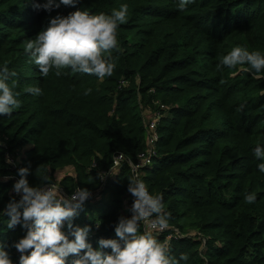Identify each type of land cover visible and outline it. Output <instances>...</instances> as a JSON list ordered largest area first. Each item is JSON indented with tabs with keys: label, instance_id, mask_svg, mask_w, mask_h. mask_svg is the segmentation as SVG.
<instances>
[{
	"label": "trees",
	"instance_id": "16d2710c",
	"mask_svg": "<svg viewBox=\"0 0 264 264\" xmlns=\"http://www.w3.org/2000/svg\"><path fill=\"white\" fill-rule=\"evenodd\" d=\"M179 2L79 0L48 12L36 9L33 0H0V70L7 63L17 73L8 82H17L13 91L21 102L11 115H0V245L14 264L20 253L13 243L26 230L8 228L4 210L10 200H20L10 195L9 176L27 167L31 186L41 184L38 170L67 192L77 185L98 190L116 152L135 158L146 148L141 108L155 98L167 104L168 113L145 181L152 194L163 196L170 225L206 237L205 244L197 236L171 240L186 243L177 259L182 253L189 259L180 264H264V172L258 167L264 158L254 153L257 144L264 145V70L259 78L244 70L248 65L217 70L235 46L264 55V0H194L184 11ZM122 4L128 5V18L117 28L122 52H112L111 77L100 80L67 68L45 78L24 51L25 41L51 17L77 9L110 15ZM26 86L40 87L42 95L24 92ZM26 145L23 161L16 155ZM60 168L73 172L59 176ZM130 175L125 164L109 179L107 210L90 221L93 247L100 238L118 239L115 225L124 215ZM246 192L256 193L254 203L245 202ZM74 221L73 227L80 219Z\"/></svg>",
	"mask_w": 264,
	"mask_h": 264
},
{
	"label": "clouds",
	"instance_id": "9594fccd",
	"mask_svg": "<svg viewBox=\"0 0 264 264\" xmlns=\"http://www.w3.org/2000/svg\"><path fill=\"white\" fill-rule=\"evenodd\" d=\"M79 0H33L36 9L51 12L61 5L75 6ZM194 0H180L177 8L184 11ZM128 5L112 9L111 14L103 12L91 14L87 10L77 9L67 15H56L34 37L24 43V51L39 67L43 77L55 70L57 77L62 69L71 68L73 72L94 74L100 80L111 77L116 67L112 52H122L118 42L117 28L127 22ZM248 65L245 71H252L256 78L264 70V55L249 52L243 46H235L220 58L217 70L224 66L235 68ZM15 71L9 72L7 63L0 70V115H11L20 108L19 92H14L17 82L9 80L15 77ZM221 83H224L222 80ZM24 92L36 96L42 95L38 86H26ZM91 89L85 91L89 95ZM257 158H264V145L257 144L254 149ZM128 176V192L134 200L129 209L130 216L121 215L115 225L118 239L100 238L98 247L88 241L91 225L73 227V220L85 201L90 198L88 188L76 187L70 196H65L48 175H37L41 184L31 186L27 179L30 169L20 168V179L13 185V191L20 200L9 201L4 214L9 217L8 228L22 225L26 235L13 243L20 253L19 264H68L69 256L75 257L71 264H180L188 261L189 256L182 253L177 259L171 253L167 242L157 239L159 234L170 228L171 213L165 209L163 196L152 194L146 183L140 178L135 166ZM264 172V163L259 164ZM103 178V176L101 177ZM7 179V178H6ZM244 200L252 204L256 200L255 192H246ZM69 234L62 231L64 224ZM99 227V222H97ZM110 249V251H105ZM0 264H14L9 252L0 245Z\"/></svg>",
	"mask_w": 264,
	"mask_h": 264
},
{
	"label": "built area",
	"instance_id": "2783aa9c",
	"mask_svg": "<svg viewBox=\"0 0 264 264\" xmlns=\"http://www.w3.org/2000/svg\"><path fill=\"white\" fill-rule=\"evenodd\" d=\"M154 104L156 105L155 109L148 104L146 106H143L144 111H146L145 116L142 117L144 123L143 125H144L146 148L140 151L135 158H132L131 156L123 152H116L112 158L113 163L111 168L101 173V177L103 176L101 187L96 191H90L91 196H94L98 193H102L103 191H105L109 179H111L116 173L118 174L122 166L125 164L130 167L131 175L133 174L131 166H135L140 178L143 179L144 182L146 183L145 181L146 172L153 166V164L155 163V158L157 156V144L160 139L159 127L162 123V120L164 119V117L167 116L168 113L167 104H165L161 100L154 101ZM8 160L10 164H12L13 166H17L15 157L8 154ZM8 179L12 180V186L10 187V195L16 199H20L21 198L20 195L16 194L13 191V185L17 180L20 179V177L16 174H12L9 176ZM56 184L59 190L61 191V193L65 196H70L76 187H80L79 185H77L70 192H67L66 188L63 185L57 182ZM133 200H134L133 196L127 191L124 198V207L126 209L127 208L130 209ZM187 235H191L193 237L197 236L202 240L203 244L206 243V237L198 230H191L190 232H186L172 225H170L169 229L159 234V236L165 237V242H170L173 239L182 238Z\"/></svg>",
	"mask_w": 264,
	"mask_h": 264
},
{
	"label": "rangeland",
	"instance_id": "374dc122",
	"mask_svg": "<svg viewBox=\"0 0 264 264\" xmlns=\"http://www.w3.org/2000/svg\"><path fill=\"white\" fill-rule=\"evenodd\" d=\"M245 68L244 66H241V69ZM127 85H129V82L127 83ZM160 98H155V101H159ZM162 101V100H161ZM152 108H156V105L154 104H149ZM142 110V117L145 116V112L144 111V108H141ZM165 119H167V116L164 117ZM29 146L26 145L24 147H21V155L20 154H17L16 157H18V159L20 158H23V161H25L27 159V156H28V153H27V150H28ZM22 162V161H21ZM18 164V163H17ZM64 168H60L58 170V172L60 173ZM59 173H57V175H59ZM19 176V175H18ZM61 176V175H59ZM56 179V178H55ZM58 180L60 178H57ZM56 179V180H57ZM115 181V179L113 180ZM10 188V187H9ZM10 190V189H9ZM109 201H110V194L108 192V190L106 189L105 191H103L102 193H98L94 196H90V199L89 201L86 200V202H88V204H84V206L86 207L85 209H82L79 210L78 212V215L74 218V220H78L80 219V222H77L75 223L77 226H86V225H90V221H93L94 219H98L99 215L100 214H103L106 212L107 210V206L109 204ZM84 210V211H83ZM123 214L124 216H130L131 215V212L129 211V209L127 208L126 210L123 211ZM73 220V224H74V221ZM67 226V223L64 224L63 228ZM186 227H190V226H186ZM67 227L64 228V230L66 229ZM191 230H195L194 228H190V229H187L185 230L186 232H190ZM92 231V230H91ZM66 234H69L67 232H65ZM70 235V234H69ZM115 236H116V233H115ZM117 237V236H116ZM188 237H193L191 235H187V236H184L182 238H188ZM72 237L70 236V239ZM118 238V237H117ZM182 238H176L174 240H180ZM157 239L159 241H163L162 239V236H158ZM170 249L173 250L172 252V255H174L176 258H177V255H178V251H179V248L181 247H185L186 246V243H172V241L170 242H167ZM188 264V263H187Z\"/></svg>",
	"mask_w": 264,
	"mask_h": 264
},
{
	"label": "crops",
	"instance_id": "0c3cea01",
	"mask_svg": "<svg viewBox=\"0 0 264 264\" xmlns=\"http://www.w3.org/2000/svg\"><path fill=\"white\" fill-rule=\"evenodd\" d=\"M71 171L73 172L72 168L71 169L70 168H65L59 173V175H62V174H65V173H70ZM124 210H126L125 207H124Z\"/></svg>",
	"mask_w": 264,
	"mask_h": 264
}]
</instances>
